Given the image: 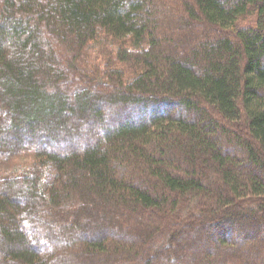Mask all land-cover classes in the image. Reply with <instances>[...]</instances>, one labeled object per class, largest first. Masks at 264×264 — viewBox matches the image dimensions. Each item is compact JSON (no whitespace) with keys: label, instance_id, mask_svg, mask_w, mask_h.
I'll list each match as a JSON object with an SVG mask.
<instances>
[{"label":"trees","instance_id":"16d2710c","mask_svg":"<svg viewBox=\"0 0 264 264\" xmlns=\"http://www.w3.org/2000/svg\"><path fill=\"white\" fill-rule=\"evenodd\" d=\"M263 172L264 0H0V264H264Z\"/></svg>","mask_w":264,"mask_h":264},{"label":"rangeland","instance_id":"374dc122","mask_svg":"<svg viewBox=\"0 0 264 264\" xmlns=\"http://www.w3.org/2000/svg\"><path fill=\"white\" fill-rule=\"evenodd\" d=\"M109 48L111 49L113 47L112 46H109ZM94 57L96 58L97 56H93V58ZM101 58H103V57H101ZM95 63L101 65L100 60H96L95 59ZM167 111H173L175 113L177 111V108L176 107H170V109H167ZM33 162H37V157L35 156V154H24L21 157H18V158H16L13 161V163L10 165V168H9L10 170L9 171L18 170V169H21L22 167H27L28 165L32 164ZM1 168H3V167H1ZM4 169H6V168H3L2 170H4ZM258 174H261V173H258ZM19 189H20V187H19ZM23 195H24V193H22L21 191L20 192H17V193L16 192L14 193V197L21 198ZM240 217L243 218V219L249 217L251 220H256V219H260L261 220V218L257 217L256 215H253V216L250 217L249 215H246L245 213L244 214H241ZM228 224L229 223H225L226 226H229L230 227V225H228ZM262 229H263L262 231H264V227H262ZM180 233H177L176 235H172L171 236V239L176 240L177 238H179L180 236L183 235V234H180ZM238 238L239 237H237L236 235L235 236L234 235H232V236L230 235L226 239L228 241H232V242H235V243H241L242 241H244L241 238L240 239H238ZM263 238H264V233L258 235V239L262 240ZM214 243H216V241H214ZM163 244H164V242L162 241L159 245L156 246V249L157 248H160V246H163ZM259 247H260V245H259ZM212 250H214V248ZM155 253H157V252H155Z\"/></svg>","mask_w":264,"mask_h":264}]
</instances>
